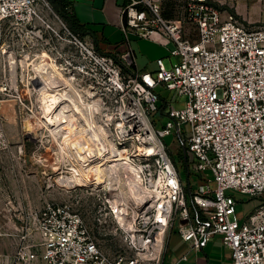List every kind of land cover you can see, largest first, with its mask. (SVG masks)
<instances>
[{"label": "built area", "instance_id": "obj_1", "mask_svg": "<svg viewBox=\"0 0 264 264\" xmlns=\"http://www.w3.org/2000/svg\"><path fill=\"white\" fill-rule=\"evenodd\" d=\"M165 1L127 0L124 4L126 45L118 57L130 71L69 30L110 90L118 93L129 88V109L146 120L141 133L150 135L148 142L159 148L157 153L145 151L144 145L140 149L146 156L159 154L160 163L158 170L148 166L153 208L138 214L134 228H122L124 243L134 253H107L71 203L47 200L37 213V236L26 228L16 246L14 264H162L167 227H173L178 216L183 220L179 233L194 248L220 235L231 249V264H264V24L245 22L211 0L189 2L179 15L167 17ZM42 3L49 1L0 0V22L30 21ZM189 23L193 28H188ZM155 31L173 41L174 61L167 66L158 57L156 70H139L130 34L148 37ZM158 85L187 98L183 107L168 101L161 127L149 118L160 108ZM121 99L125 102V97ZM104 103L111 111L112 102ZM122 110L114 117L120 118L116 128L126 138L129 122ZM172 132L184 149L188 173L196 172L203 180L191 191V200L164 141ZM207 169L212 171L214 188L203 177ZM229 189L259 197L261 202L241 220L237 199Z\"/></svg>", "mask_w": 264, "mask_h": 264}, {"label": "rangeland", "instance_id": "obj_2", "mask_svg": "<svg viewBox=\"0 0 264 264\" xmlns=\"http://www.w3.org/2000/svg\"><path fill=\"white\" fill-rule=\"evenodd\" d=\"M48 1V5L42 3L39 6L30 21L19 24L0 22V264H14L17 228H30L37 236V213L47 200L71 203L82 214L89 230L107 253H134L124 243L122 228L125 226L120 223L126 215L120 213V204L114 201L119 196L130 209L129 225L133 224L138 214L153 208L155 199L148 166L158 170L160 155L146 156L140 150L143 144L131 136L121 137L116 128L120 118L114 117V113L120 108H130L129 99H126L130 94L129 88L118 93L108 88L102 75L86 58L82 46L70 34L72 30L65 18L53 1ZM211 1L223 12H233L245 22L264 24V0ZM189 2L197 4L199 0H167L164 3L165 12L179 15L184 7L188 8ZM187 25L193 28L192 24ZM53 63L63 75L59 81L61 86L66 85L64 78H70L74 83L72 89L65 87L60 90L65 101L59 111L69 102V95L74 96L77 88L95 96L87 99L82 95L77 97L73 109L63 111L65 115L59 125L44 123L37 127L36 119L42 122L45 119L33 77L40 65L50 67L56 76L58 71H54L55 66L49 65ZM156 90L160 94L159 107L165 105V100L176 107H183L187 102L186 96L177 97L174 90L162 85H158ZM104 102H112L111 111ZM163 114L159 108L149 118L161 127L166 120ZM107 115H113V118L108 120ZM164 141L173 152L185 192L191 200V191L203 180L196 172L188 173L182 156L184 149L178 145L174 132L166 134ZM123 148L127 149V153L121 150ZM120 151L125 154L124 159L111 161V158L120 156ZM82 156L87 159H82ZM115 162L122 163L116 195L117 189L108 187L105 177L102 179L95 172L97 168L103 169ZM76 165L81 167L86 177H82L81 184H73L69 180ZM88 172H92L91 175ZM94 177L96 179L92 180ZM203 177L212 188L216 186L210 169L203 172ZM228 192L237 199V213L241 220L261 202V198L235 189ZM182 224L183 220L178 216L174 228ZM167 228H172V225Z\"/></svg>", "mask_w": 264, "mask_h": 264}, {"label": "crops", "instance_id": "obj_3", "mask_svg": "<svg viewBox=\"0 0 264 264\" xmlns=\"http://www.w3.org/2000/svg\"><path fill=\"white\" fill-rule=\"evenodd\" d=\"M127 0H70L69 12L84 27L83 36L92 41L95 47L107 55L120 54L125 49V34L122 29V8ZM131 44L136 54L139 70L157 69V58L163 57L167 66L174 61L170 54L173 41L160 31L148 37L130 34ZM166 102V103H165ZM164 104L168 103L165 100ZM165 105L162 107L164 108ZM25 228H17V246ZM15 246V248H16ZM187 254L186 259L181 256ZM231 249L225 246L220 235H215L205 246L196 249L185 241L179 228H170L162 256V264H231Z\"/></svg>", "mask_w": 264, "mask_h": 264}, {"label": "bare ground", "instance_id": "obj_4", "mask_svg": "<svg viewBox=\"0 0 264 264\" xmlns=\"http://www.w3.org/2000/svg\"><path fill=\"white\" fill-rule=\"evenodd\" d=\"M49 65L50 66L51 65L55 66L54 63L53 64H49ZM49 68L46 65L38 66V70L35 72L34 77H33L34 78V89L35 88L38 89L36 91L38 92V94H39L38 96L40 97V100H41L43 118L45 119L44 122H42L39 119L38 120L36 119V126L37 127H41L44 123H46V124L48 123V124H52V125H59L58 123L61 122L62 117L65 115L63 111L73 109V105H74L73 103L76 102L75 100H76L77 97H80L82 95L83 98L85 97L87 99V98H91V97L95 96V94L92 93V92H88L86 90L77 88V89H75L76 91H74V96L72 94L69 95V99H68L69 102H66V104H64V106H62L61 110L59 111V108L61 107L62 103L65 101V98L63 97V95L60 94V90L65 88V87H68V89H72V86L74 85V83H73V80H71L70 78H64L66 85L61 86V83L59 81L63 79L62 73L55 66V68H54L55 70L54 71H58L56 76H55L54 72H52ZM97 100H95V101H97ZM94 111H97V110L94 109ZM121 114H122L124 120L126 122H129V127L127 129L128 134L130 136L133 135V136H135L137 138H140L141 142L144 145L143 148L145 149V151L154 152V153L159 152V148H158V146L156 144H154L153 142H148L149 139H151V136L147 135L146 133H141V130L143 128H146V120L142 119V117L139 114V112L132 111V109L131 110L130 109L129 110L125 109V110L121 111ZM107 116H109L107 118L108 120L112 117L110 115H107ZM62 123H63V120H62ZM121 150H123V151L126 150L124 152L127 153V149L126 148H123ZM79 152H80V150H79ZM118 154L120 156L113 157L110 160L111 161H117V160H120V159H124L125 154L121 153V151ZM82 157H84V156H82ZM82 159L86 160L87 157H84ZM80 160H81V158H80ZM48 161H50V160H48ZM111 161H110V163H111ZM121 164L115 162L113 164L107 165L106 168H103V169H98L97 168L95 170L96 174L101 175L100 178L103 179L105 177V183H106V185L108 187H110L111 189H117V192L115 193V195L118 193V183L121 180V177H120V171H121V166L120 165ZM54 167L57 168L58 166L55 165ZM133 170L135 171V169H133ZM72 172H73L72 173L73 176L69 177V180L73 184H81L82 181H83V178L86 179V177H84L83 170L81 169V167L79 165L74 166L73 169H72ZM88 173H89V175H91L92 172L91 173L88 172ZM95 179H96L95 177L92 178V180H95ZM149 192H150V190H149ZM146 194H148V193H146ZM150 195H151V193H150ZM128 196L129 195L127 194L126 197H128ZM119 198H120L119 196L118 197L116 196V200L114 202L120 204V208L122 210V212H120V213H122V215L123 214L126 215V219H124L123 223H120V224L123 225V226H126L128 228H134L132 223H129V225H127V222H128V220L130 218L129 215H130L131 211L127 207V205L124 203V201L122 199H119ZM118 222H119V220H118Z\"/></svg>", "mask_w": 264, "mask_h": 264}, {"label": "trees", "instance_id": "obj_5", "mask_svg": "<svg viewBox=\"0 0 264 264\" xmlns=\"http://www.w3.org/2000/svg\"><path fill=\"white\" fill-rule=\"evenodd\" d=\"M52 1L55 4V6L57 7V9L59 10V12L61 13V15L67 21L69 28L73 32H76V33H79V34L83 35L86 32L84 27L81 26V24H79L77 22V20L72 16V14L69 12L68 5L70 3V0H52ZM164 14L167 17H172L173 16L171 12H165V10H164ZM114 57L117 60V62H119L121 64L122 68L125 71L126 70H128V71L131 70V68L127 67L118 56L114 55ZM160 108H161L162 112H164L163 111V107L161 106ZM182 156L184 157V154ZM186 168H187V166H186ZM187 171H188V169H187Z\"/></svg>", "mask_w": 264, "mask_h": 264}]
</instances>
